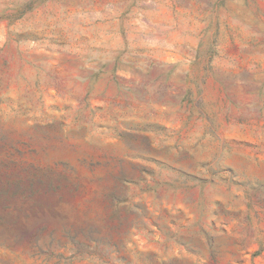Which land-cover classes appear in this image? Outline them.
<instances>
[{
  "label": "rangeland",
  "instance_id": "374dc122",
  "mask_svg": "<svg viewBox=\"0 0 264 264\" xmlns=\"http://www.w3.org/2000/svg\"><path fill=\"white\" fill-rule=\"evenodd\" d=\"M0 264H264V0H0Z\"/></svg>",
  "mask_w": 264,
  "mask_h": 264
}]
</instances>
